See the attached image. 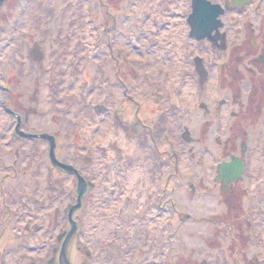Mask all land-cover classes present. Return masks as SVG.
I'll list each match as a JSON object with an SVG mask.
<instances>
[{
  "label": "rangeland",
  "instance_id": "rangeland-1",
  "mask_svg": "<svg viewBox=\"0 0 264 264\" xmlns=\"http://www.w3.org/2000/svg\"><path fill=\"white\" fill-rule=\"evenodd\" d=\"M73 1L77 2L71 6ZM114 1L120 4L121 11L134 10V12L130 16L118 14L115 18L121 28L129 27L127 35L118 32L108 37L102 34L105 41L99 35L100 26L94 22L92 15L93 9L101 10L98 5L99 0H6L0 7L3 28L0 35V81L3 83L8 81L10 85L6 75L9 69V76L18 74L31 86L35 82L37 88L34 97L32 98L34 92H24L23 102L32 107L35 103L37 115L31 114L24 125L29 132L32 128L34 131L49 130V133L52 131L60 135L62 161L73 163L84 179L90 181V186L85 191L84 197L82 196L80 207L73 212L72 218L78 222V233L68 245L72 263L81 264L86 261L85 264H257V262L264 264V173H258L253 167L255 162L252 153L244 157L245 163L250 167L242 182L236 186L237 194L230 197L216 183V162L222 158L220 148L212 141L196 143L192 158V153L189 151L190 143L181 136L187 124L194 128L195 136H201L199 125L203 121V115L200 109L195 111L198 97L193 83L195 76L184 73V70L188 69L189 58L180 61L175 56L172 59L170 54H163L160 51L168 53L173 46L170 19L162 17L163 24L159 26V17L166 14V6H171L173 0ZM74 6V15H77V18L73 19V22H84L82 10H86V18L88 17L95 29V38L91 42L75 40L74 36L66 39L67 44L75 51L74 55H68L73 58L68 63V67L74 70V74L77 73L75 84L83 90L88 89L89 86H86L81 77L82 70L86 68L81 55L87 53L96 63L95 67L89 66L87 70L99 74L98 79L92 84L94 86L89 89L81 103L67 99L62 91L57 93L58 99L54 103L41 106L43 82L40 71L47 60L60 62L59 59L65 55L66 46L61 41L60 34L56 37V34L52 35L54 31L47 29L59 24L60 28L64 16ZM148 10L153 11L149 19L145 17V12ZM14 11H21L22 16L16 24H12L11 21V14ZM179 11L181 12L180 1ZM27 18L34 22L30 36L25 26ZM181 28L180 23V30ZM14 29L17 36L5 41L8 32ZM20 32H26V35H21ZM155 32H157L156 38L161 39L160 49L155 48L153 44ZM36 40L42 41L40 45L42 51L46 53L42 63L34 62L31 56ZM108 40L110 41L107 43ZM22 45L27 50L23 49V53H27L25 63H22L17 51V47ZM198 47L199 43L195 40L191 44L187 43V49L198 51ZM120 51L134 59L135 64L130 60L133 65L131 69L138 70L141 75L143 73V77H137L135 81L132 78L130 85L115 84V87L123 89L122 96L115 102L109 99L106 92H102L101 96L91 102L95 87L101 85L103 88L106 84H111L112 81L109 79L111 70L107 64H111L113 55L118 56ZM146 60L150 61L155 71L182 63L175 87L183 81V87L188 88L190 96L193 91L195 101L193 100L189 107L193 111L192 115L188 113L189 110L176 113L171 110L173 104L171 96L175 88L171 90L168 87L162 73L152 74L148 70L145 71L142 62ZM183 63L186 65L184 68ZM67 76H70L69 73ZM146 78L158 81L156 93L151 95V88H145ZM56 81L53 79V83ZM18 91L23 92L21 89ZM1 95L6 101L11 98L2 88H0ZM129 95L140 99L142 105L122 103V99ZM153 96L157 97L155 99H158L162 105L158 102L146 101L153 99ZM1 103L2 100H0V154L3 155L0 160V256L11 254L12 251L19 257L11 264H31L30 260L34 264H46V260L52 256L50 252L45 251L42 255L40 253L36 255L37 250H29L30 247L37 249L38 245L42 244L37 245L40 236L34 232L33 225L38 221L46 225L42 228L44 230L42 234L43 236L45 234V244L50 245V251L54 247H61L62 243L55 241V233L49 238L47 223L50 222V216L57 212L61 218V229L58 226V231L70 230L68 215L70 207L77 204L79 182L76 175L68 174L63 170L60 173L59 171L51 173L49 142L15 135L16 119L5 112ZM120 105L121 112H119L124 119H121L122 121L117 111ZM19 106L23 108V105ZM165 108L170 110L169 115H172V118L168 116V120L163 119L160 123L163 128L166 127L165 124L172 127L176 137L172 146L166 141L164 129L159 123V118L166 114ZM99 114L114 115L125 133L134 134L139 145L142 146H135L132 142L128 147L140 157L137 161L128 159L131 157L128 152L117 161L116 157L120 155L115 146H113V158L110 157L112 147L110 149L105 147L104 153L98 156L91 148L92 143L85 140V134H88L89 130L83 133L77 132L76 123L84 122L82 119L88 116ZM191 117L192 119L188 121ZM89 124L91 123L88 122L87 125ZM263 124L264 119L261 121L262 126ZM224 128L226 129V126L223 130ZM210 132L212 136L219 134L217 127H212ZM207 143L210 144V153L205 150ZM240 146L241 140H237V148L239 149ZM172 147L177 148L179 153V161H177L179 175H176L172 167L174 163L170 154ZM256 149V146L253 147V151ZM254 155L264 160V157L261 158L258 153L254 152ZM198 157L205 159L206 166L198 165ZM97 161L102 167L110 163L117 166L119 163L122 172H130L134 186H138L135 180L137 176H141L142 181L139 183L142 184L141 187L139 189L119 187V190L116 187L117 192L114 187L113 196L98 193L97 189L100 192L105 191L106 188L102 189L101 185L96 188L97 178L93 168ZM105 168L103 167V170ZM42 171H46L44 179L41 178ZM28 173L32 178L30 181L27 180ZM5 174L9 175L3 178ZM99 176L104 181L108 180L106 176L103 178L101 173ZM193 179L198 186V188L196 186L198 190L194 189L197 190L196 193L191 186ZM42 184L48 185V195L39 194V187ZM62 191L64 197L58 195ZM1 200L7 205H1ZM35 200H40L42 204L37 206ZM248 210L249 214L245 216L244 213ZM244 217H250L254 226L260 231L254 240L250 239V241L244 236ZM15 220L19 221L17 225ZM13 224L18 229V240L9 237ZM221 242L222 247H220ZM77 247L82 249L83 253L92 252L89 260L77 255ZM23 252H28L27 256L24 257ZM58 256L57 254V258ZM39 257L42 258L37 260Z\"/></svg>",
  "mask_w": 264,
  "mask_h": 264
},
{
  "label": "flooded vegetation",
  "instance_id": "flooded-vegetation-1",
  "mask_svg": "<svg viewBox=\"0 0 264 264\" xmlns=\"http://www.w3.org/2000/svg\"><path fill=\"white\" fill-rule=\"evenodd\" d=\"M183 3L186 14V22L183 23L186 25L188 36L192 38L188 20L193 12L194 0H183ZM217 3L226 9L223 17L230 23L231 29H227L226 25L222 29H214V33L211 36L213 41L205 39L203 42L205 43L204 48L212 53V60H215L217 49L221 52L219 54L221 64L218 67V93L210 97L207 96L205 102L201 101L203 94H205L201 92L200 78L202 76L198 73L201 64L193 62L190 66V71L193 72L199 86L197 87V94L200 100L198 109L202 111L203 115V121L199 125L201 136H195L194 128H191L190 125V128L185 127L184 130H189L190 133L188 134L193 148L194 144L206 141H212L216 147L220 148L219 151L222 158L218 163L228 162L233 157H238L243 162V157L249 153L247 143L250 141L257 142L263 137V133L258 131L256 125L264 119V0H221ZM238 3L241 4L236 5ZM247 4H254L251 9L255 16L254 21L248 27L243 25L235 29L233 25L236 22L233 21L232 15H237ZM1 22L2 18L0 17V35L3 30ZM220 30L223 34H221ZM245 30L248 34H251L250 38L239 37V34ZM232 32L235 33L233 37L230 36ZM222 37H224V40H222ZM203 65L208 69L209 73L214 75L213 71L215 70L207 67L205 58ZM21 88L26 89L25 87ZM244 92H247L248 95L245 96ZM22 97L24 96L20 93L18 97L12 100L13 105L18 108V111L14 110L17 115L11 114L16 119L15 135L17 136L26 135L29 132L24 124L29 120L30 107L21 101ZM1 100V104H4V99L1 98ZM19 105H23V108H20ZM225 105L229 107L227 115L224 114L226 111ZM216 124L219 127L221 125L223 127L226 126V129L219 128V134L212 136L210 131L212 127H216ZM237 140H241L239 149L237 148ZM205 147L207 153H209L210 144L207 143ZM217 177L216 183L222 191L228 193L230 197L237 194L236 186L238 184L231 181L227 183L222 175L218 174ZM57 253V250H53L54 255L46 260V264H57ZM41 258L39 257L37 260ZM58 263L60 264V261Z\"/></svg>",
  "mask_w": 264,
  "mask_h": 264
},
{
  "label": "bare ground",
  "instance_id": "bare-ground-1",
  "mask_svg": "<svg viewBox=\"0 0 264 264\" xmlns=\"http://www.w3.org/2000/svg\"><path fill=\"white\" fill-rule=\"evenodd\" d=\"M74 11H75V6L71 8V10L69 11L70 13L68 14L67 16V21L65 23V31L69 28V24H70V21L71 19L74 17ZM29 26H30V22L28 23ZM29 32V31H28ZM22 53V51H20ZM147 68H150V67H147ZM167 69V68H166ZM65 69L63 68V71ZM171 70V71H170ZM168 78H164V77H167ZM176 78V71L174 68H169L168 70V74L167 75H163V80H168V82L172 85V87H174L176 85L175 82H177L178 80L175 79ZM72 79V78H71ZM69 81H70V78H66L65 82L61 83L59 82L56 86H55V90H59L61 88V84H62V87L64 89V91H67L70 89V86H69ZM49 85L50 83L49 82H46V85H45V94L48 95V93L50 92V88H49ZM73 91V90H72ZM54 93H56L54 91ZM75 93H76V96L74 97L76 100L79 99L82 95V91L79 90L78 88L75 87ZM109 95H110V98L111 100H116L118 99V96H119V90L117 89H114V88H110L109 89ZM176 99L179 100V102L181 103V106L184 107L186 105H188L190 102L193 101V94H190L188 93V88H185L184 89V92L181 94L180 97L178 96H175ZM84 125H82L81 123H79V132H80V128H83ZM99 129V130H98ZM95 133H98L101 134V131H105V128L103 129V126L101 125V127H99ZM103 129V130H102ZM85 132V131H84ZM98 134V135H99ZM85 136L88 138V135L85 134ZM111 137H114L115 140L112 142L111 146H115L118 150V155L120 154H123L125 152H128V154H137L136 152H133L129 149V144L132 143L133 141L128 139V137H126L121 130L117 129L114 125H111L109 127V130L105 133L104 135V138H102L101 140V144L103 145H107V141L111 138ZM90 140V138H88ZM99 139V138H96L95 141ZM134 144V143H132ZM131 146V145H130ZM132 147V146H131ZM137 149V148H136ZM140 151V150H138ZM139 153V152H138ZM140 157L137 156L135 160L139 159ZM95 172L97 174L101 173V175H103L102 177L105 178L106 176V179H108L112 184L114 183H118L120 188L121 189H130V188H140L141 185H139L140 181H142V177L141 176H137L136 180H135V183H137L138 186H134V181L132 180V176L130 175V173H122L120 172V170L115 167L111 174L110 175H107L105 172H100V168L99 167H96L95 168ZM45 173V172H44ZM44 173H42V175H44ZM109 176V177H108ZM108 177V178H107ZM106 181H104V179H102L100 177V179L98 180V184L97 186H102V189L106 188L108 189V186L106 185L107 183H105ZM98 190V189H97ZM101 192V191H100ZM117 192V190H116ZM41 194H45V195H48V185H41V191L39 192ZM62 196L64 197V193L62 194ZM37 206H39V204H37ZM15 260L14 258V254H10V256L8 257V263H12L13 261Z\"/></svg>",
  "mask_w": 264,
  "mask_h": 264
},
{
  "label": "water",
  "instance_id": "water-1",
  "mask_svg": "<svg viewBox=\"0 0 264 264\" xmlns=\"http://www.w3.org/2000/svg\"><path fill=\"white\" fill-rule=\"evenodd\" d=\"M3 1L4 0H0V4ZM218 14L219 11L210 8L208 4H204L203 2H197V4L195 5V13L192 19V26L198 38L206 36V34H209L212 31V29L215 28L214 22ZM204 22L205 23L208 22V25L205 28H204L205 25ZM242 172H243V167L236 160L232 161L231 163L220 165V174L223 175V177H225L226 181L237 180L238 178L241 177ZM79 187H80L79 194L81 197L84 191V185L82 182L80 183ZM75 229H76V225L74 224L73 229L69 234V237L75 232ZM65 252H66V243L64 244L62 250V264H70V262L64 258Z\"/></svg>",
  "mask_w": 264,
  "mask_h": 264
}]
</instances>
